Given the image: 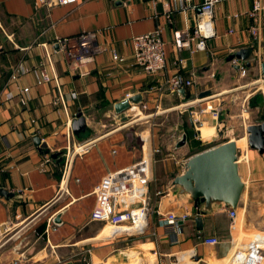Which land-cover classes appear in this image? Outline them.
I'll list each match as a JSON object with an SVG mask.
<instances>
[{"label":"crops","instance_id":"1","mask_svg":"<svg viewBox=\"0 0 264 264\" xmlns=\"http://www.w3.org/2000/svg\"><path fill=\"white\" fill-rule=\"evenodd\" d=\"M200 3L59 0L40 6L35 0H0V189L12 193L8 198L0 196V227L11 228L9 237L0 238V264H101L106 259L124 264L119 257L126 236L135 246H145L126 253L133 258L132 264H167L177 257L175 264H222L237 231L245 236L242 244L257 234L264 237V154L252 149L238 165L244 189L232 231L230 207L224 204H214L202 219V230H196L195 203L171 185L188 157L164 163L166 171L154 182L150 164L149 212L141 232L101 238L108 225L98 228L101 222L89 220L93 191L102 178L145 158L126 146L123 128L134 119L121 122L112 108L115 102L140 94L145 108L170 107L210 91L213 94L203 101L221 102V115L232 117L243 99L255 107L250 105V96L255 94L250 89L259 77L264 78V12L259 14L254 37L250 33L254 21L249 16L253 0H222L214 6L215 36L207 40L206 49L195 50L192 41L176 48L173 34L181 33L186 41ZM156 29L163 41L165 65L148 75L133 63L131 40ZM82 31H94L96 42L105 50L95 55L85 67L87 74L80 76L68 69L63 51L53 40ZM241 48L251 49L248 60H227ZM109 49L117 59H111ZM240 66L246 69L244 75ZM39 68L48 79L36 83ZM13 71L16 79L11 81ZM174 76L192 81L183 87L184 99L167 92L165 82ZM18 89H22L24 104L17 100ZM233 97L239 100L232 101ZM139 107L130 104L121 115L135 116ZM77 113L82 125L74 132L71 123ZM198 131L200 138L210 139L215 128L202 123ZM34 136L45 144L40 151L32 142ZM235 142L238 148L245 146L246 136ZM51 152H61L59 164L50 158ZM167 211L190 214L181 224L177 243H171L159 224V214ZM55 216L58 224L52 222ZM222 233L231 246L221 242ZM208 236H216L220 243L205 244ZM194 255L199 260H193Z\"/></svg>","mask_w":264,"mask_h":264},{"label":"built area","instance_id":"2","mask_svg":"<svg viewBox=\"0 0 264 264\" xmlns=\"http://www.w3.org/2000/svg\"><path fill=\"white\" fill-rule=\"evenodd\" d=\"M59 0H35L40 6H49L51 3ZM65 1V0H61ZM183 2L190 0H181ZM222 0H201L198 6V13L195 26L186 41L181 39V33L173 34V43L176 48L189 45V41L194 42L195 50H205L207 40L215 36L214 29V6ZM154 2V0H153ZM264 12V0H253V5L249 11V16L253 19L254 24L250 27V33L254 37L257 35L259 14ZM232 32V29L228 30ZM160 30L156 29L151 32L143 33L132 37V59L133 63L144 73L152 75L161 71L165 65L163 54V41L160 38ZM60 50L63 51L67 59V67L77 75L87 74L86 65L92 61L95 55L99 54L105 48L99 45L95 40L94 31H82L71 36L56 37L53 40ZM111 59H117L113 49H109ZM176 64V63H175ZM240 73L245 74L244 66L239 67ZM16 79V71L9 75V80ZM48 77L43 68H39L36 83L47 81ZM167 92L177 93L180 87L192 85L190 80H182L174 76L165 82ZM208 96L197 98L192 101L181 104L183 107L190 108V119L193 126L198 130L196 124H201V115L210 113L212 118L219 117L223 104H209L203 101ZM17 100L19 103H25V97L22 89L17 91ZM239 100L238 97L232 101ZM204 102V104H202ZM140 107L145 108L143 103ZM241 116L247 111L248 100L243 99L240 103ZM216 127L219 129L223 126L221 121L217 120ZM200 131H198V134ZM80 149L77 147L75 150ZM239 148L237 147V151ZM238 158V154H237ZM239 161V158L238 160ZM149 178V161L141 158L133 164L119 169L115 172L108 173L102 178L101 182L94 188V202L89 212V220L101 222L108 225L111 229L109 237L118 235L122 232L132 233L141 232L146 225V217L149 212L147 181ZM157 194V193H156ZM196 205V204H195ZM201 206L195 207L196 214H199ZM228 216L230 218L229 230L236 228L237 212L235 208H229ZM159 224L171 239V243L178 242V235L181 232V224L186 221L190 214L187 212L167 211L159 214ZM11 233L10 225L0 227V238L9 237ZM231 243L234 241L231 239ZM208 245H217L220 239L216 236H208L203 239ZM244 245V252L236 254L231 264H264L262 249L264 247V237L257 234L248 243ZM235 260H238L237 262Z\"/></svg>","mask_w":264,"mask_h":264},{"label":"rangeland","instance_id":"3","mask_svg":"<svg viewBox=\"0 0 264 264\" xmlns=\"http://www.w3.org/2000/svg\"><path fill=\"white\" fill-rule=\"evenodd\" d=\"M262 80H264V78L259 77L258 82H255L250 89V92H255V94L250 96V98L259 95L258 100H256V106L250 107L248 104L249 107L246 112H243L242 116H233L234 114H241V107L236 108V112L233 113L232 117L223 114L220 117L213 119L210 113L203 114L204 119L203 116H201V124L206 123L214 126L215 128V133L210 139H202L199 137L198 130L193 126L190 119V108L181 106V104L186 103L187 101L194 100V98H190L186 101L177 103V106L173 105L170 107L164 106L158 108L139 107L138 110L135 109L133 113L138 114L135 116H128L124 121L127 122L133 119L135 121H133V123L129 126L123 128L122 133L126 146L128 149H131L140 155H144L149 161V166L151 164L152 169L151 176L154 182V179L159 178V174L166 171V165L164 166V163H173V160L175 159L179 162L197 152L203 151L227 140H236L242 136H246V127L244 126L245 123L253 124L264 120V102L261 101L264 99V81ZM211 94L208 96H211ZM129 113L133 114L131 112ZM205 116L211 118L212 120H206L207 118H205ZM217 120L223 123V126L219 129L216 127ZM201 124L197 123L196 127L198 128ZM219 131H223V134L219 135ZM183 134H187V136L184 138L183 143L179 144L182 140ZM249 149L250 148L247 143L245 146L239 147V150L237 151L239 158L238 165H242L244 161L248 159L247 153ZM170 157H173L174 159H171ZM172 166L173 165L169 167ZM163 178L165 181L167 177L164 176ZM161 194L163 193H160L157 196ZM103 225V223L97 224L98 228H101ZM110 233L111 232L107 235L108 237ZM107 236L102 234L101 238H108ZM244 237L245 236L242 234L239 235L237 231L235 240L237 238L241 240ZM125 238V240L121 241V244L124 247L122 257L119 258H121L123 263L125 262L124 264H132L133 261L131 260L133 258H128L126 253L135 252L136 250H139L137 248L140 247L142 249L145 246H135L134 243H131L129 240L130 237L126 236ZM220 239L223 244L231 246L228 243L225 233L221 234ZM209 248L210 247L207 246L208 250ZM119 255L121 256V254ZM145 255H147V253ZM135 258H139V253H136ZM112 262L113 261H111V259H106L101 262V264H112ZM177 262L178 257L177 259H171L170 263L167 264H175Z\"/></svg>","mask_w":264,"mask_h":264},{"label":"water","instance_id":"4","mask_svg":"<svg viewBox=\"0 0 264 264\" xmlns=\"http://www.w3.org/2000/svg\"><path fill=\"white\" fill-rule=\"evenodd\" d=\"M250 51L251 49L241 48L231 53L227 60L231 61L236 58L246 61L250 58ZM261 69L264 72V64ZM210 94V91H205L199 97L202 98ZM177 95L180 99H184L183 87L177 90ZM141 103L140 94H133L115 102L112 108L120 121L123 122L126 117L121 114L129 108V105H140ZM81 125L82 118L77 113L71 123L72 131H77ZM245 131L248 147L264 154V121L247 125ZM218 134L222 135L223 132L219 131ZM184 138H186V134H183L179 144L183 143ZM32 142L38 151L45 146L37 136L32 138ZM49 156L56 164L61 162V152H51ZM237 160L236 142L230 139L189 156L183 163V171L172 178L171 185L178 188V194L186 195L191 201L201 204L199 215L195 218L197 231L202 230V219L211 211L214 204H224L231 208L237 207L244 189ZM0 196L8 198L12 196V193L0 189ZM52 222L58 224L60 222L58 216H55ZM199 258L198 255L193 256L194 260H199Z\"/></svg>","mask_w":264,"mask_h":264},{"label":"bare ground","instance_id":"5","mask_svg":"<svg viewBox=\"0 0 264 264\" xmlns=\"http://www.w3.org/2000/svg\"><path fill=\"white\" fill-rule=\"evenodd\" d=\"M111 229L109 226L106 227V229L104 230V236H107L109 234V232H111ZM108 237V236H107ZM238 251H240L239 255H241V253L244 252V245H242V242L240 241V239H236L234 241V243L232 244L228 254L225 256V258L222 261V264H231L233 259L235 258L236 254L238 253ZM194 260V259H193ZM236 262L238 260H235Z\"/></svg>","mask_w":264,"mask_h":264},{"label":"trees","instance_id":"6","mask_svg":"<svg viewBox=\"0 0 264 264\" xmlns=\"http://www.w3.org/2000/svg\"><path fill=\"white\" fill-rule=\"evenodd\" d=\"M258 97H259V95H257V96H255V97H253V98H251V100H250V105L251 106H256V100H258ZM186 136H187V134H186ZM197 206H201V204L200 203H198V202H194Z\"/></svg>","mask_w":264,"mask_h":264}]
</instances>
